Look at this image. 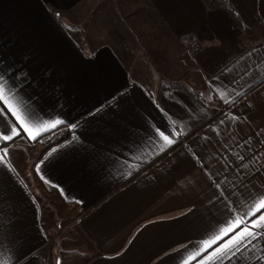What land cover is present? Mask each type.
Returning a JSON list of instances; mask_svg holds the SVG:
<instances>
[{
  "label": "crops",
  "instance_id": "1",
  "mask_svg": "<svg viewBox=\"0 0 264 264\" xmlns=\"http://www.w3.org/2000/svg\"><path fill=\"white\" fill-rule=\"evenodd\" d=\"M143 1L125 39L83 24L86 0H0V83L30 128L62 121L32 139L0 101V132H20L0 141V264H56L59 237L60 264L75 247L77 264H217L264 215V38L224 4ZM39 190L69 220L56 232Z\"/></svg>",
  "mask_w": 264,
  "mask_h": 264
},
{
  "label": "rangeland",
  "instance_id": "2",
  "mask_svg": "<svg viewBox=\"0 0 264 264\" xmlns=\"http://www.w3.org/2000/svg\"><path fill=\"white\" fill-rule=\"evenodd\" d=\"M86 1V4H83V10L81 14L83 15V17H87L83 21V24L87 25L89 21L97 20L101 24L105 23L106 25H108L109 28H111L113 31L119 32V34H121L125 39H128V26L132 21V17L137 16V14H139L143 10L142 4L144 3L143 0ZM210 1H213V3L215 4H223L222 1L224 0ZM224 2H226L227 4L230 3L231 6L236 8V11L239 15V20H237L242 25L243 32L245 37L247 38L248 45L255 44L256 41L261 38H264V0H225ZM132 8L134 10H132ZM231 14L234 17L232 12ZM143 61L144 60H139L138 62L142 63ZM151 63L152 64L149 67L153 76L154 68L157 63L153 60H151ZM153 77H155V75ZM38 151H40L39 148ZM21 153H19L20 158L25 156L29 162L32 161L33 152L24 151L22 154ZM37 194L42 214L43 216L46 215L47 219L49 218L52 225V229L54 228L53 230L56 232L58 229L61 228L62 225H66L69 220L64 219L60 223V220L56 216L61 213L62 207L53 202L52 199L48 197L42 190H39ZM66 234L67 233H64L63 236H67ZM59 240L60 237L57 238L54 242L55 246H58L56 247L57 249L54 253L56 264L57 262H59L60 264L59 255L61 253L60 251L62 246L58 245ZM66 252L71 253L74 256L73 263L77 264L81 261L82 256L78 254L77 247H75L71 252Z\"/></svg>",
  "mask_w": 264,
  "mask_h": 264
},
{
  "label": "snow or ice",
  "instance_id": "3",
  "mask_svg": "<svg viewBox=\"0 0 264 264\" xmlns=\"http://www.w3.org/2000/svg\"><path fill=\"white\" fill-rule=\"evenodd\" d=\"M2 80L3 77H0V81ZM0 101L3 102V105L7 106L13 116H15L16 120L19 121L20 126L28 132L32 139L36 138L32 132L33 128L35 129L36 135H38L41 130H47L49 127H55V125L62 123L60 120L52 122L45 121L42 124H32L30 128V122L35 119V114L28 112L26 109L22 110L21 107L16 106L15 97L12 94L11 89L6 90L5 83H0ZM4 114V109L0 108V115ZM71 127L74 128L75 125H72ZM19 135L20 132L14 123L10 128H6L3 132H0V141H12L14 137ZM160 135L166 144L170 145L173 143V140L169 139L168 136L163 133H160ZM8 154L9 151L7 147H0V162H4ZM241 159H243V157H241ZM256 208H264V194L260 195L259 204L256 205ZM251 215H254V213L249 214V219ZM229 231H231L230 228L222 230L224 235H227ZM220 239L221 236L217 235L211 241L206 242V246L215 244ZM261 241H264V215H261L258 220H251V223L245 222L242 232L232 236L225 243L219 245L211 253V257L216 258L217 264H224L225 258H227L228 264H231L234 259L239 260L243 252L255 249L260 253V255L256 256L257 261L259 264H264V245L257 248V245L260 244Z\"/></svg>",
  "mask_w": 264,
  "mask_h": 264
},
{
  "label": "trees",
  "instance_id": "4",
  "mask_svg": "<svg viewBox=\"0 0 264 264\" xmlns=\"http://www.w3.org/2000/svg\"><path fill=\"white\" fill-rule=\"evenodd\" d=\"M224 1H225V0H224ZM224 1H222V3L225 5V7L228 8L229 11L233 13V15H234V17H235L236 19H238V18H239V15H238V13H237V11H236V8L233 7V6H231L230 3L227 4V3L224 2ZM238 20H239V19H238Z\"/></svg>",
  "mask_w": 264,
  "mask_h": 264
},
{
  "label": "water",
  "instance_id": "5",
  "mask_svg": "<svg viewBox=\"0 0 264 264\" xmlns=\"http://www.w3.org/2000/svg\"><path fill=\"white\" fill-rule=\"evenodd\" d=\"M57 264H58V262H57Z\"/></svg>",
  "mask_w": 264,
  "mask_h": 264
}]
</instances>
